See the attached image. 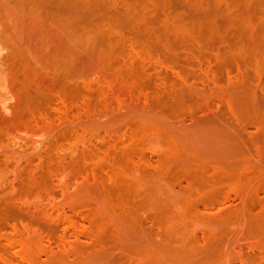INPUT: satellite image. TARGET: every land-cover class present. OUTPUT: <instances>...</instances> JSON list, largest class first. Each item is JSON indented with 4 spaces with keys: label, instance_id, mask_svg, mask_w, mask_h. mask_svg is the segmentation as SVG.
I'll return each instance as SVG.
<instances>
[{
    "label": "rangeland",
    "instance_id": "rangeland-1",
    "mask_svg": "<svg viewBox=\"0 0 264 264\" xmlns=\"http://www.w3.org/2000/svg\"><path fill=\"white\" fill-rule=\"evenodd\" d=\"M46 1L0 0V264L193 227L264 264V0Z\"/></svg>",
    "mask_w": 264,
    "mask_h": 264
},
{
    "label": "bare ground",
    "instance_id": "bare-ground-1",
    "mask_svg": "<svg viewBox=\"0 0 264 264\" xmlns=\"http://www.w3.org/2000/svg\"><path fill=\"white\" fill-rule=\"evenodd\" d=\"M40 1L41 7H49V11L57 14L62 12L58 5ZM48 9V8H47ZM65 14L73 20L75 15V2L69 0V3L63 9ZM69 19V21H70ZM30 36V35H29ZM32 43V42H31ZM0 106V120L4 119ZM210 212V211H209ZM204 222V221H203ZM66 229L62 234V246L64 248L66 258L74 256L77 252V240L79 237L74 232L69 231L72 223L65 221ZM196 226V225H194ZM142 232V230L140 231ZM172 234V233H171ZM161 229L151 230L148 232L139 233L136 230H125L121 233L120 252L123 251L119 264H250L252 263L251 253L241 252L243 248H239L240 252H234L229 249V245L223 244V248H217L214 241L207 236L203 228L193 227L189 233L188 243L184 238L181 243L187 244L179 246H171L168 243L171 241L170 235ZM174 236V235H173ZM187 237V236H186ZM72 239L75 241L71 242ZM178 239V237H177ZM177 241V240H176ZM179 241V240H178ZM228 241V240H227ZM226 241V242H227ZM173 242V239H172ZM171 242V243H172ZM180 242V241H179ZM259 242V241H258ZM261 243V242H259ZM123 244V245H122ZM176 244V242L174 243ZM264 244V243H262ZM234 245V244H233ZM219 246V245H218ZM231 247V246H230ZM239 247V246H238ZM236 249V247H235ZM238 249V248H237ZM256 249V248H255ZM251 249L253 254L256 252L264 256V245L259 246L256 250Z\"/></svg>",
    "mask_w": 264,
    "mask_h": 264
}]
</instances>
